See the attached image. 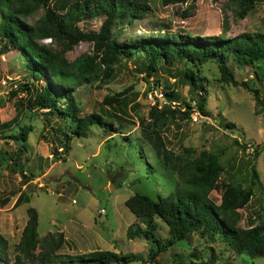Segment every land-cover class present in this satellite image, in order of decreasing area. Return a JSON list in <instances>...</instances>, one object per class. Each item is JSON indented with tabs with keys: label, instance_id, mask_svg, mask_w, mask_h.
<instances>
[{
	"label": "rangeland",
	"instance_id": "1",
	"mask_svg": "<svg viewBox=\"0 0 264 264\" xmlns=\"http://www.w3.org/2000/svg\"><path fill=\"white\" fill-rule=\"evenodd\" d=\"M147 1L150 12L143 19L118 22L113 27V36L119 42L162 35L164 27L171 34L191 37L264 36V0L244 19L237 16L239 9L228 0H189L168 6L162 0ZM44 13L39 9L24 20L34 25ZM104 19L85 20L79 27L99 31ZM225 27L228 32H224ZM41 44L54 50L63 48L60 42L51 40ZM93 49V44L81 42L66 53V59L74 63L92 55ZM229 65L239 82L259 89L264 101V78L257 79L251 67L240 66L233 58ZM183 69L177 64L148 79L136 69L133 60H123L108 83L97 79L71 89V114L61 117L56 111L29 108L32 103L28 92L15 95L26 82L32 85L31 94L44 87L46 81L37 82L29 76L28 61L18 50L2 53L0 40V234L9 244L11 261L6 264L15 260L30 209L39 215V240H59L63 235L60 255L113 251L138 254L148 261L152 242L128 238V228L139 222L125 202L137 193L154 200L160 196L169 198L178 185L177 177L164 170L150 146L142 142L140 129L149 121L154 106L162 108L167 104L182 111L190 108L191 119L183 122L181 129L171 126L166 132L169 149L175 154L188 148L196 153L218 154L225 171L211 199L220 205L223 186L230 181L252 187L254 198L239 210V226L247 228L264 220V110L256 107L252 93L219 82L216 62L206 63L198 72L206 89L203 94H191L188 85L179 83ZM175 82L178 98L172 102L166 97V86ZM126 90L129 93L120 99L121 105L105 104V98L117 97ZM198 98H203L204 111L197 104ZM20 101H25L24 106ZM60 102L63 109L68 107L64 99ZM73 114L99 115L107 127L90 126L86 138L72 136L68 140ZM27 127L31 128L27 140H15ZM24 145L27 151L17 155ZM255 169L258 179L254 178ZM156 224L157 238L169 240V227L161 219H156ZM213 252L218 258L216 264H264V258L252 260L247 254L239 255L220 241L210 243L202 234L177 242L147 264H192L193 253L207 259ZM0 261L4 260L0 257Z\"/></svg>",
	"mask_w": 264,
	"mask_h": 264
},
{
	"label": "trees",
	"instance_id": "2",
	"mask_svg": "<svg viewBox=\"0 0 264 264\" xmlns=\"http://www.w3.org/2000/svg\"><path fill=\"white\" fill-rule=\"evenodd\" d=\"M188 1L162 0L164 6L186 4ZM228 1L237 6V16L244 19L263 0ZM39 9L44 10V16L34 25L28 24L24 19ZM149 12L147 0H0L1 52L18 50L28 61L29 76L37 82L46 81L44 87L31 94L29 91L32 85L26 82L15 95L28 92L32 103L29 108L49 110V113L56 111L64 117L72 111L71 89L97 79L108 83L114 77L116 66L123 60H133L136 69L148 79L159 76L163 69L177 64L183 65L184 69L180 70L182 76L178 81L188 85L191 94L197 91L203 94L206 89L198 72L206 63L216 62L220 72L219 82L242 87L252 93L256 107H261L260 111L264 110L259 89L252 88L248 82H239L229 65L233 58L240 66L251 67L257 79L263 80L264 75L261 77V72L264 71V36L243 34L233 39L224 36L191 37L171 34L166 27L163 28L162 35L153 34L125 42H119L113 36L112 29L118 22L136 23ZM99 17L105 18L99 31H86L79 27L85 20ZM224 32H228L227 27ZM47 39L60 42L63 48L54 50L41 44ZM81 42L94 45L92 55L82 56L74 63H69L66 53ZM176 84L177 82L166 86V97L172 102H176L178 98ZM128 93L129 90H126L117 97H107L104 102L109 106L115 103L121 105L120 99ZM62 99L69 103L67 108H62ZM202 99L198 98L197 104L204 111ZM20 102L24 106L25 101ZM113 116L119 119L114 114ZM190 119V108L182 111L179 107L166 104L162 108L154 106L150 109L149 121L140 129L142 142L150 146L163 169L177 177L178 185L176 192L169 198L160 196L154 200L137 193L125 202L139 222L128 228V238H145L152 242L149 262H154L171 246L193 234H202L210 243L220 241L239 255L247 254L252 260L264 258V220L247 228L239 226V210L244 209L254 198V189L230 181L224 184L222 203L218 205L211 199V193L219 189L225 171L220 163V156L209 151L196 153L192 148L175 154L169 149L166 132L171 126L181 129V124ZM97 124L107 127L99 115L79 117L73 114L68 140L72 136L86 138L89 127ZM29 131L31 128H24L23 133L14 139L25 142ZM26 151L27 146L24 145L17 155L22 156ZM19 156L17 160L20 161ZM253 174L258 179L256 169ZM29 213L30 219L23 230L12 264L148 263L147 259L138 254H119L113 251H94L82 256L60 255L58 252L63 248V235H59V240L53 237L39 240L38 212L30 209ZM156 219H161L169 227L171 238L166 242L156 236ZM8 249L7 239L0 234V257L4 260L0 264L11 261ZM39 250L41 251L37 253ZM192 257V264H216L218 260L215 252L207 259L197 253H193Z\"/></svg>",
	"mask_w": 264,
	"mask_h": 264
},
{
	"label": "clouds",
	"instance_id": "3",
	"mask_svg": "<svg viewBox=\"0 0 264 264\" xmlns=\"http://www.w3.org/2000/svg\"><path fill=\"white\" fill-rule=\"evenodd\" d=\"M47 40H50V39H47Z\"/></svg>",
	"mask_w": 264,
	"mask_h": 264
},
{
	"label": "built area",
	"instance_id": "4",
	"mask_svg": "<svg viewBox=\"0 0 264 264\" xmlns=\"http://www.w3.org/2000/svg\"><path fill=\"white\" fill-rule=\"evenodd\" d=\"M104 212V211H103Z\"/></svg>",
	"mask_w": 264,
	"mask_h": 264
}]
</instances>
